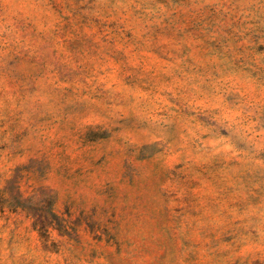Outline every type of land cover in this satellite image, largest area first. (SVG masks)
<instances>
[{"label":"clouds","instance_id":"clouds-1","mask_svg":"<svg viewBox=\"0 0 264 264\" xmlns=\"http://www.w3.org/2000/svg\"><path fill=\"white\" fill-rule=\"evenodd\" d=\"M0 264H264V0H0Z\"/></svg>","mask_w":264,"mask_h":264}]
</instances>
